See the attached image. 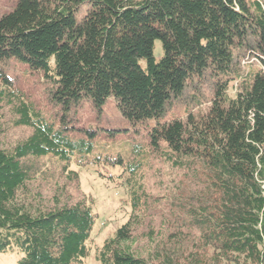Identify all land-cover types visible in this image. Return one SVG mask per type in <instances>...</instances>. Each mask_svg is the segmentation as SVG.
I'll return each mask as SVG.
<instances>
[{"label":"trees","instance_id":"1","mask_svg":"<svg viewBox=\"0 0 264 264\" xmlns=\"http://www.w3.org/2000/svg\"><path fill=\"white\" fill-rule=\"evenodd\" d=\"M244 49L259 61L246 74L235 62ZM9 59L41 70L64 109L113 98L147 136L109 128V141L98 125L46 118L0 67V109L16 106V127L29 129L6 142L0 121V253L86 264L99 214L69 192L79 182L71 167L103 165L121 168L131 216L96 253L100 264H264V0H16L0 15V62ZM206 73L208 110L161 122ZM45 159L66 175L50 196L34 185ZM153 159L173 176L157 195L144 177Z\"/></svg>","mask_w":264,"mask_h":264},{"label":"rangeland","instance_id":"2","mask_svg":"<svg viewBox=\"0 0 264 264\" xmlns=\"http://www.w3.org/2000/svg\"><path fill=\"white\" fill-rule=\"evenodd\" d=\"M15 1L0 0V15L9 11ZM155 55L158 59L162 55L160 41L156 42ZM235 62L240 73L244 74L251 67L259 66L255 55L247 49L236 52ZM0 67L11 82L10 89L19 92L25 102L32 104L44 117L55 122L64 118L65 122L71 121V124L75 126L98 125L101 127L100 137L104 140L112 141L111 132L107 130L109 128L121 130L117 135L131 134V137H136L139 141L146 140L147 125L141 124L134 129L123 117L113 98L108 99L101 110L94 108L88 97H83L67 110L53 98L55 86L43 77L41 70L32 69L28 64L16 59H9L3 64L0 62ZM238 84L239 82L236 81L231 90L232 94ZM5 87L0 77V88ZM214 92V84L207 73L201 80L193 79L187 83L183 93L167 105L161 122H168L174 118L186 119L188 112L196 116L204 114L212 103ZM15 107L4 103L0 109V121L7 132L5 141L10 143H15L16 140L29 134V129L16 127L15 121L19 117ZM149 123H155V121L152 120ZM71 169L78 173L79 182L71 185L69 192L75 198L86 196L94 200V211L99 214L96 228L88 242L90 255L86 259V264H100L95 258L96 253L102 248L105 240L131 216L123 172L119 167L103 165L79 167L73 164ZM54 175L55 177L58 175L57 180H52ZM65 176L61 174L55 161L45 159L41 164V172L36 175L34 185L46 196H50L57 188L56 182L60 180L63 182ZM144 177L149 193L157 195L162 193L164 183L162 186L160 183L170 180L173 176L172 171L160 159H153L146 167ZM21 257L19 250H9L7 253H0V264H17Z\"/></svg>","mask_w":264,"mask_h":264}]
</instances>
